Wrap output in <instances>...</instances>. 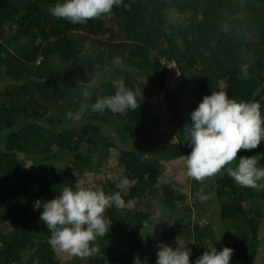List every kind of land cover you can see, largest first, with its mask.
<instances>
[{
  "label": "trees",
  "instance_id": "obj_1",
  "mask_svg": "<svg viewBox=\"0 0 264 264\" xmlns=\"http://www.w3.org/2000/svg\"><path fill=\"white\" fill-rule=\"evenodd\" d=\"M62 2L0 0V264H155L160 243L188 246L192 261L228 247L231 264H256L264 181L237 185L226 168L238 161L201 180L163 179L191 152L185 128L211 91L264 112V0H122L83 24L50 14ZM121 88L141 93L139 108L92 110ZM111 151L132 181L125 190L101 177ZM241 156L264 166V144ZM99 186L131 203L105 210L95 254L62 262L34 203Z\"/></svg>",
  "mask_w": 264,
  "mask_h": 264
},
{
  "label": "clouds",
  "instance_id": "obj_2",
  "mask_svg": "<svg viewBox=\"0 0 264 264\" xmlns=\"http://www.w3.org/2000/svg\"><path fill=\"white\" fill-rule=\"evenodd\" d=\"M122 0H63L49 9L57 19L72 24H83L99 18L119 7ZM141 93L121 88L114 95L98 99L92 110L103 113H123L140 107L137 96ZM190 125L185 131L191 152L185 156L187 175L195 180L212 176L226 165L238 161L236 166L227 167V174L241 187L257 188L264 181V166H259L258 156H241V150H252L264 144V112L255 101H236L224 91H211L202 98L190 113ZM132 184L127 177L116 185L125 190ZM127 203H131L130 201ZM127 203L120 191L106 194L93 188L70 187L48 201L36 200L34 210L40 212V220L51 233L49 244L53 248L78 257L95 254L98 249L94 242L109 232L104 212L109 207L124 209ZM219 235V230H217ZM223 238V236H222ZM222 238L219 240L221 241ZM218 241V242H219ZM191 249L164 243L158 244L155 264H231L233 250L224 247L207 248L192 261ZM134 264H146L137 256Z\"/></svg>",
  "mask_w": 264,
  "mask_h": 264
},
{
  "label": "rangeland",
  "instance_id": "obj_3",
  "mask_svg": "<svg viewBox=\"0 0 264 264\" xmlns=\"http://www.w3.org/2000/svg\"><path fill=\"white\" fill-rule=\"evenodd\" d=\"M168 78L169 80H173L174 78L172 69L168 71ZM168 127L169 128L171 127L169 123H168ZM117 157H118V153L116 151H111L110 155L107 157L108 165L105 168L106 173L101 175V177H104L103 178L104 180L106 179V181H113L117 183L118 182L117 180L123 177L124 175L123 171L119 169L118 164H117ZM187 179H189V176L187 175L186 158H182L172 163L166 164L165 174H164V179H163L164 182H168V181L186 182ZM93 189L102 190L101 186L96 187V188L93 187ZM189 189L190 188H188V190L186 191H183V194H185L187 196V199L190 201V203L193 204L195 201H193L192 198L190 199L191 189L190 190ZM201 197L203 198V196ZM154 211L156 212L155 209ZM154 216H155L154 218H158L159 214H155ZM193 219H195V213L193 215ZM152 226L153 225L148 227V233L154 239V237H156L157 234ZM261 238H263V242H262V246L259 248V253L257 255L256 264H264V234ZM56 250L59 251V257L62 262L63 260L71 261L74 258L78 257V256L70 255L67 252L60 250L59 248H56Z\"/></svg>",
  "mask_w": 264,
  "mask_h": 264
},
{
  "label": "built area",
  "instance_id": "obj_4",
  "mask_svg": "<svg viewBox=\"0 0 264 264\" xmlns=\"http://www.w3.org/2000/svg\"><path fill=\"white\" fill-rule=\"evenodd\" d=\"M172 69L173 71V74H174V78L173 80H169V78H167V86L171 87V86H175L178 82H179V74L178 72L176 71V68H175V65H171L169 67V70Z\"/></svg>",
  "mask_w": 264,
  "mask_h": 264
}]
</instances>
